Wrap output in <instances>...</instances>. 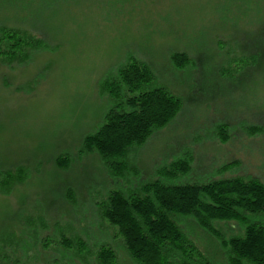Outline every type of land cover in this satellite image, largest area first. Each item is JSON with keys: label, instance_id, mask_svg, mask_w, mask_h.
Here are the masks:
<instances>
[{"label": "rangeland", "instance_id": "374dc122", "mask_svg": "<svg viewBox=\"0 0 264 264\" xmlns=\"http://www.w3.org/2000/svg\"><path fill=\"white\" fill-rule=\"evenodd\" d=\"M3 24L47 45L26 64H0V172L25 173L10 193L0 192V238L23 230L30 252L22 263L97 264L105 245L116 264H136L101 217L100 203L112 192L131 195L155 182L264 183V134L250 131L264 127V0H0ZM174 53L186 54L188 67L178 70ZM132 59L151 69L149 89L179 99L181 111L130 152L118 178L97 153L82 150L115 104L103 81ZM63 157L67 170L56 165ZM182 158L192 160L187 175L163 174ZM171 219L208 262L228 264L218 238L194 217ZM251 221L264 227L263 216ZM213 225L225 238L242 233L238 223ZM64 237L83 242V253L66 250ZM46 239L52 245L44 251Z\"/></svg>", "mask_w": 264, "mask_h": 264}, {"label": "trees", "instance_id": "16d2710c", "mask_svg": "<svg viewBox=\"0 0 264 264\" xmlns=\"http://www.w3.org/2000/svg\"><path fill=\"white\" fill-rule=\"evenodd\" d=\"M40 49H47V45L32 33L0 25V64H26ZM171 60L178 70L190 64L184 53L172 54ZM153 80L149 66L132 59L102 83L103 91L115 104L105 115L100 129L85 138L82 153H97L115 177L121 178L129 168L126 159L130 152L144 146L181 111L179 99L164 89H149ZM250 131L253 136L262 135L264 127ZM219 133L223 142L228 141L226 128H220ZM56 165L67 170L70 159L60 158ZM163 169V174L172 179L187 175L192 170V160L182 158ZM24 181L22 168L0 172V192L8 194ZM100 212L109 227L117 231L136 264H211L171 219L174 215L194 217L202 229L214 234L226 250L228 264H264V227L251 221L256 215L264 217V183L257 179L237 178L202 185L144 184L131 195L122 191L110 193L100 203ZM214 222L238 223L242 233L225 238L214 228ZM33 229L29 237L40 244L38 230ZM21 233L15 236L5 231L1 236L0 264H25L21 255L30 252V245ZM44 242L43 250H50V239ZM62 244L68 251L75 249L83 253L84 244L80 240L75 244L64 237ZM116 261L115 251L105 245L96 255L97 264H116Z\"/></svg>", "mask_w": 264, "mask_h": 264}]
</instances>
